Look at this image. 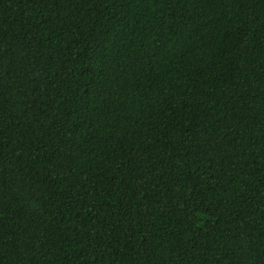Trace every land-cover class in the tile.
<instances>
[{"label":"trees","instance_id":"1","mask_svg":"<svg viewBox=\"0 0 264 264\" xmlns=\"http://www.w3.org/2000/svg\"><path fill=\"white\" fill-rule=\"evenodd\" d=\"M0 264H264V0H0Z\"/></svg>","mask_w":264,"mask_h":264}]
</instances>
